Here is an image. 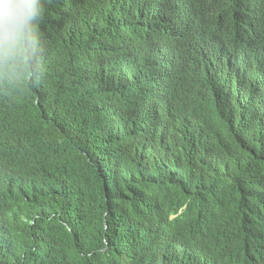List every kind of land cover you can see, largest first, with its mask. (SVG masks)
Returning <instances> with one entry per match:
<instances>
[{
    "label": "trees",
    "instance_id": "trees-1",
    "mask_svg": "<svg viewBox=\"0 0 264 264\" xmlns=\"http://www.w3.org/2000/svg\"><path fill=\"white\" fill-rule=\"evenodd\" d=\"M176 9L236 20L204 99L161 76ZM260 21L264 0H0V264H218L241 215L264 233Z\"/></svg>",
    "mask_w": 264,
    "mask_h": 264
},
{
    "label": "clouds",
    "instance_id": "clouds-1",
    "mask_svg": "<svg viewBox=\"0 0 264 264\" xmlns=\"http://www.w3.org/2000/svg\"><path fill=\"white\" fill-rule=\"evenodd\" d=\"M231 21L236 20L227 19L223 13L217 14L216 21L211 24L188 21L182 13L177 14L176 9V13L163 22L161 29L166 47L165 52L158 58L165 62L166 68L161 76L170 81L171 88L172 83H179L181 90L192 94V90L183 88L181 82L192 84L193 71L197 72L194 86L202 99L207 89L222 87L218 84L212 68L217 64L232 66L225 54L227 46L221 40L227 32V23ZM256 29L264 30V21H260ZM158 49L159 47L154 52ZM215 49L223 51L215 52ZM175 95L185 105L190 101L189 96ZM258 220L256 216L243 214L239 219V234L233 231L227 238V235L220 233L221 239L215 251L219 254L218 264H264V233L260 231ZM188 264L203 262L196 259Z\"/></svg>",
    "mask_w": 264,
    "mask_h": 264
}]
</instances>
